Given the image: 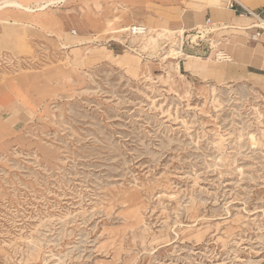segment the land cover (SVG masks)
<instances>
[{
    "label": "rangeland",
    "instance_id": "374dc122",
    "mask_svg": "<svg viewBox=\"0 0 264 264\" xmlns=\"http://www.w3.org/2000/svg\"><path fill=\"white\" fill-rule=\"evenodd\" d=\"M187 1L0 11V264H264V83L169 71Z\"/></svg>",
    "mask_w": 264,
    "mask_h": 264
},
{
    "label": "crops",
    "instance_id": "0c3cea01",
    "mask_svg": "<svg viewBox=\"0 0 264 264\" xmlns=\"http://www.w3.org/2000/svg\"><path fill=\"white\" fill-rule=\"evenodd\" d=\"M18 1L35 8L47 0ZM138 1L140 2H138V4L145 5L146 2H149L151 0ZM157 1H161L162 3H166L169 5H178L183 9L184 12L187 8V0ZM236 1L237 4L234 8H231L229 6L231 0L193 1L196 5H198L199 2V6H201L202 8V23L190 30V34H195L197 31H200L202 33L201 40L198 41L197 44V47L199 49H207L209 53L212 51V49H215V57L217 52L224 51L229 54L230 57L231 55L233 56L231 58L234 59V61L231 63V65L226 63L225 67L211 72L208 71L204 76L194 73L190 69H186L185 58H183V65L188 72L201 76L203 78H214L220 81L233 79L240 81L252 80L264 83V0ZM62 2L63 1L55 3L43 10L27 11L16 7H7L3 9L6 11H2L6 14L18 15L17 17H21L20 19H24V22L32 24V21H37L38 19H40L41 23L43 24L45 16L43 14L49 13L51 11V13L56 16L58 29L65 30L66 28H72L76 33L77 30L81 29L82 24L80 11L75 9H66L64 8V5L59 6L60 3L62 4ZM49 8L50 10H47ZM250 12H252L253 14H251ZM34 13L36 15H33ZM256 14H258L259 17L256 16ZM259 18L261 19V22ZM230 29H233L236 32L244 31V33L249 36L248 42L242 40V38L240 37L234 36L233 33H227ZM257 33H259V35L255 37ZM230 38H232V43L228 46L231 52L228 51V46L226 47L224 43L225 40H229ZM249 39L251 41H249ZM215 42L217 43L216 45H214ZM194 48L195 47H193V49ZM190 54H194V52L190 50Z\"/></svg>",
    "mask_w": 264,
    "mask_h": 264
},
{
    "label": "bare ground",
    "instance_id": "6f19581e",
    "mask_svg": "<svg viewBox=\"0 0 264 264\" xmlns=\"http://www.w3.org/2000/svg\"><path fill=\"white\" fill-rule=\"evenodd\" d=\"M61 1H64V0H47V1L43 2L42 4L38 5L37 7L33 8V7L28 6V5H25L24 3H22V2H20L18 0H2V1H0V11L5 9V8H7V7H16V8H20V9H24V10H28V11L43 10V9H46V8L52 6L55 3L61 2ZM112 30L114 32H119V31L128 30V28H123V29L112 28ZM142 35L145 37V39L148 42H155L157 40L155 34L151 30H148V28H147L146 32L144 34H142ZM182 42H183L182 38H180V44H182ZM228 51H230V50L228 49ZM180 53H181V56H183V57H185L187 59L186 60V68L190 69L194 73H197V74H199L201 76H204L206 74V72H208V71L211 72V71H215L217 69H221V68L225 67L226 63L231 65V63L234 61V59H232V58L229 61H222L219 58H216L215 57V49H212V51L210 52V54L208 56H202V55L199 56V55H196V54L184 53L183 50L177 51L176 52V56L178 54H180ZM176 56L173 57V60H170V62L168 63L169 71L170 70H175V71L179 70V67H180L179 57L178 56L176 57ZM234 57H236V56H234Z\"/></svg>",
    "mask_w": 264,
    "mask_h": 264
},
{
    "label": "built area",
    "instance_id": "2783aa9c",
    "mask_svg": "<svg viewBox=\"0 0 264 264\" xmlns=\"http://www.w3.org/2000/svg\"><path fill=\"white\" fill-rule=\"evenodd\" d=\"M237 4V1L236 0H231V3L229 4V6L231 8H234L235 5ZM251 14H253L252 12H250ZM256 16L259 17L258 14H256ZM260 19V18H259ZM209 22V21H208ZM260 22H261V19H260ZM147 30V27L145 25H142V24H135V25H132L130 28H129V32H131L132 34L134 35H142L146 32ZM195 34L198 35V41L201 40V36H202V33L200 31H197ZM259 35V33H257L255 35V37H257ZM255 39V38H254ZM216 57L219 58L220 60L222 61H229L231 59L230 55H228L226 52L224 51H219L216 53Z\"/></svg>",
    "mask_w": 264,
    "mask_h": 264
},
{
    "label": "water",
    "instance_id": "95a60500",
    "mask_svg": "<svg viewBox=\"0 0 264 264\" xmlns=\"http://www.w3.org/2000/svg\"><path fill=\"white\" fill-rule=\"evenodd\" d=\"M187 43L197 45L198 44V35L197 34L187 35Z\"/></svg>",
    "mask_w": 264,
    "mask_h": 264
}]
</instances>
